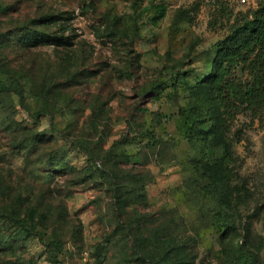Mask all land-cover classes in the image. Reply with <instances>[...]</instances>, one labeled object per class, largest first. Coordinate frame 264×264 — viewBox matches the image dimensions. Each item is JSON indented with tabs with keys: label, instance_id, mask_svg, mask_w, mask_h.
<instances>
[{
	"label": "rangeland",
	"instance_id": "1",
	"mask_svg": "<svg viewBox=\"0 0 264 264\" xmlns=\"http://www.w3.org/2000/svg\"><path fill=\"white\" fill-rule=\"evenodd\" d=\"M259 3L0 0V264H264V110L204 84Z\"/></svg>",
	"mask_w": 264,
	"mask_h": 264
},
{
	"label": "trees",
	"instance_id": "2",
	"mask_svg": "<svg viewBox=\"0 0 264 264\" xmlns=\"http://www.w3.org/2000/svg\"><path fill=\"white\" fill-rule=\"evenodd\" d=\"M204 84L221 122L229 123L244 111L258 115L264 110V0H260L251 15L237 18L219 41L215 60ZM0 92L10 94L15 104H21L22 93L1 77ZM43 115H46L44 111L29 114L34 121ZM52 245L59 246V243L53 242ZM158 246L159 256L155 259L148 257L147 263L176 264L171 257L179 258V247L174 253L170 242L164 241Z\"/></svg>",
	"mask_w": 264,
	"mask_h": 264
},
{
	"label": "built area",
	"instance_id": "3",
	"mask_svg": "<svg viewBox=\"0 0 264 264\" xmlns=\"http://www.w3.org/2000/svg\"><path fill=\"white\" fill-rule=\"evenodd\" d=\"M243 2H245L246 0H242Z\"/></svg>",
	"mask_w": 264,
	"mask_h": 264
}]
</instances>
